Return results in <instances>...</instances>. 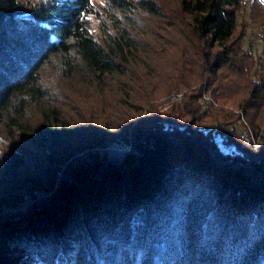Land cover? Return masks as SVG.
Here are the masks:
<instances>
[{
  "label": "trees",
  "instance_id": "trees-1",
  "mask_svg": "<svg viewBox=\"0 0 264 264\" xmlns=\"http://www.w3.org/2000/svg\"><path fill=\"white\" fill-rule=\"evenodd\" d=\"M251 28L264 0H0V213L53 201L0 217V264H264Z\"/></svg>",
  "mask_w": 264,
  "mask_h": 264
},
{
  "label": "rangeland",
  "instance_id": "rangeland-1",
  "mask_svg": "<svg viewBox=\"0 0 264 264\" xmlns=\"http://www.w3.org/2000/svg\"><path fill=\"white\" fill-rule=\"evenodd\" d=\"M248 34V38L251 39V40H254L255 38H258V39H264V35L262 32H260L259 30L255 29V28H251L249 30V32L247 33ZM260 34V36H259ZM255 41V40H254ZM248 43V41H247ZM247 43L245 42V47H247ZM256 44H253V50L252 52L254 54H260L261 51H262V47H263V42L261 41H255ZM181 98H182V95H176V96H173L171 98V100L167 103H164L160 106V111H164L167 109V107H169L170 105H174V104H180L181 103ZM225 131V130H224ZM224 131H221L219 132V134H215L214 136V141L216 142L217 146L219 147V149L221 150L222 153L224 154H237V152L234 150L233 147H227L223 144V140H224V136H225V132ZM237 133H241V137L244 139L245 143H248V138L246 136V134L240 132L239 129H237L236 131ZM257 145V140H255L253 142V146H256ZM119 147V148H124V152H123V157L122 159H124L126 153H127V150L129 149V146H126V145H118V144H113L111 145L109 148H107L106 153L104 154L102 151H100V149L97 151L98 152V159L99 161H106L108 159L111 160L110 158V155H111V148L112 147ZM112 161V160H111ZM123 161V160H122ZM52 192H41V191H35L33 192L32 194H28L24 197V200L21 202V203H24L26 202V199L27 198H30L32 200V203L31 205L25 210V212H23L22 214H15L13 212H7L6 209H8V207H5L4 210L5 211V214H4V210L2 209L1 213H0V217H1V220H3V216H5V218H8L10 220V218H14L18 215H21L20 217H25L27 215H31V211L32 209H35V208H38V207H41L43 206L45 209L46 207H48L50 204L53 203L52 201ZM19 203L18 206L21 204ZM18 206H15V207H12V208H9L10 210L11 209H15V208H18ZM43 209V208H41ZM35 214V213H34ZM33 215H31L30 217H32ZM20 219H25V218H20ZM6 220V219H5Z\"/></svg>",
  "mask_w": 264,
  "mask_h": 264
},
{
  "label": "bare ground",
  "instance_id": "bare-ground-1",
  "mask_svg": "<svg viewBox=\"0 0 264 264\" xmlns=\"http://www.w3.org/2000/svg\"><path fill=\"white\" fill-rule=\"evenodd\" d=\"M111 150H112L111 151V155H110L111 160L113 162H119V161H121V159H122V157L124 155L123 154L124 148L121 149V148L115 146V147H112ZM31 203H32V200L30 198H27L26 199V202L21 203L18 206V208L11 209V210H7V212H13L15 214H22L31 205Z\"/></svg>",
  "mask_w": 264,
  "mask_h": 264
},
{
  "label": "water",
  "instance_id": "water-1",
  "mask_svg": "<svg viewBox=\"0 0 264 264\" xmlns=\"http://www.w3.org/2000/svg\"><path fill=\"white\" fill-rule=\"evenodd\" d=\"M147 136H149V135H147ZM147 136H146V137H147ZM142 143H143V145H144V152H143V155H144L145 152H146V144H145V142H144V139L142 140ZM213 152H214V155H216L215 150H213ZM143 155H142V156H143ZM141 159H142V157L140 158V160H141ZM122 160H123V159H121V161H119V162H113V161H110V160L108 159V160L103 161V162L106 163V164H112V165H115V166L124 167L123 164H122ZM242 165H243V166L245 167V169H247L248 171L253 172V169H252V167H251L249 164H247V163H242ZM41 208H44V207L41 206V207H38V208L32 209V211H31V215H34V213H35L37 210L41 209ZM6 210H10V209L8 208V209H6ZM6 210H4V214H5V211H6ZM31 215H27V216H25V217H20L21 215H18V216H16V217H14V218H10V219L29 218ZM5 219H8V218H5V216H3V220H5Z\"/></svg>",
  "mask_w": 264,
  "mask_h": 264
}]
</instances>
